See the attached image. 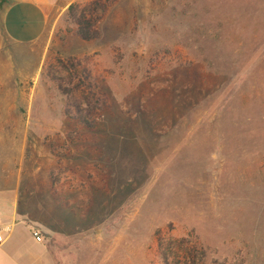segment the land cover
Returning <instances> with one entry per match:
<instances>
[{
	"label": "rangeland",
	"instance_id": "1",
	"mask_svg": "<svg viewBox=\"0 0 264 264\" xmlns=\"http://www.w3.org/2000/svg\"><path fill=\"white\" fill-rule=\"evenodd\" d=\"M5 49L0 177L51 264H264V0H75ZM75 61L91 128L50 78Z\"/></svg>",
	"mask_w": 264,
	"mask_h": 264
},
{
	"label": "crops",
	"instance_id": "2",
	"mask_svg": "<svg viewBox=\"0 0 264 264\" xmlns=\"http://www.w3.org/2000/svg\"><path fill=\"white\" fill-rule=\"evenodd\" d=\"M75 0H0V50L7 46L25 49L43 43L48 24ZM42 50H45L43 47ZM37 230L42 241L32 236ZM45 227L19 206V194L10 179L0 177V264H51L48 246L43 240Z\"/></svg>",
	"mask_w": 264,
	"mask_h": 264
},
{
	"label": "trees",
	"instance_id": "3",
	"mask_svg": "<svg viewBox=\"0 0 264 264\" xmlns=\"http://www.w3.org/2000/svg\"><path fill=\"white\" fill-rule=\"evenodd\" d=\"M77 27V34L84 40H89L96 37L97 32L92 34L90 27L93 25V20L90 21L82 14L76 19L74 18ZM79 61L70 63L69 68L73 70L69 72L67 77L57 78L50 75L51 80L55 83L56 88L65 97L64 115L69 116L79 121L86 128H91L92 123L90 118L92 114L104 107V99L98 92L97 86L90 79V74L85 69L80 73L75 72V66H79ZM64 82L65 84H63ZM81 92V96L77 97L74 92ZM162 262L167 264V255L160 252Z\"/></svg>",
	"mask_w": 264,
	"mask_h": 264
},
{
	"label": "built area",
	"instance_id": "4",
	"mask_svg": "<svg viewBox=\"0 0 264 264\" xmlns=\"http://www.w3.org/2000/svg\"><path fill=\"white\" fill-rule=\"evenodd\" d=\"M32 236L33 238L37 241L40 242L42 241V236L41 234L37 231V230H32ZM4 242V237L3 235L0 233V245Z\"/></svg>",
	"mask_w": 264,
	"mask_h": 264
}]
</instances>
